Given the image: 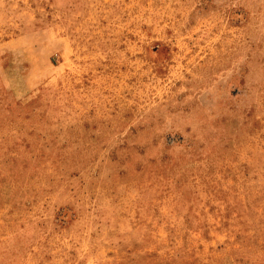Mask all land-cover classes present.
Wrapping results in <instances>:
<instances>
[{
  "label": "rangeland",
  "instance_id": "obj_1",
  "mask_svg": "<svg viewBox=\"0 0 264 264\" xmlns=\"http://www.w3.org/2000/svg\"><path fill=\"white\" fill-rule=\"evenodd\" d=\"M0 264H264V0H0Z\"/></svg>",
  "mask_w": 264,
  "mask_h": 264
}]
</instances>
